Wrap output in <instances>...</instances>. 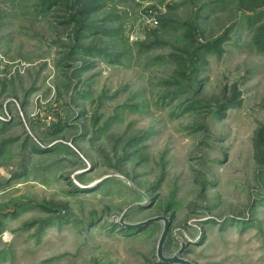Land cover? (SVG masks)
Returning a JSON list of instances; mask_svg holds the SVG:
<instances>
[{
  "label": "rangeland",
  "instance_id": "1",
  "mask_svg": "<svg viewBox=\"0 0 264 264\" xmlns=\"http://www.w3.org/2000/svg\"><path fill=\"white\" fill-rule=\"evenodd\" d=\"M157 217L264 264V0H0V264H162Z\"/></svg>",
  "mask_w": 264,
  "mask_h": 264
},
{
  "label": "water",
  "instance_id": "2",
  "mask_svg": "<svg viewBox=\"0 0 264 264\" xmlns=\"http://www.w3.org/2000/svg\"><path fill=\"white\" fill-rule=\"evenodd\" d=\"M159 221H162L164 223V227L162 229L161 235H160L158 243H157V248H156V257L159 260V262H161L162 264H191L190 262H187L186 260L180 258V256L186 250L185 244H182L179 251L172 257H166L163 254V248H164V245L166 244V239H167V236L169 233V227H170V220L168 218L157 217L154 219H150L143 224H139V225H136L133 227H134V229L141 228L143 226H146L147 224L150 225V223L159 222ZM123 226H124V228L126 227L128 229L132 227V226L126 225V224H123Z\"/></svg>",
  "mask_w": 264,
  "mask_h": 264
}]
</instances>
